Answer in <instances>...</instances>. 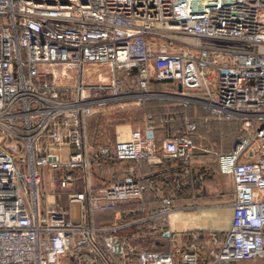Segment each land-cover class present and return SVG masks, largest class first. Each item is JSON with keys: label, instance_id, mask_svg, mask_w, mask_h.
Wrapping results in <instances>:
<instances>
[{"label": "built area", "instance_id": "1", "mask_svg": "<svg viewBox=\"0 0 264 264\" xmlns=\"http://www.w3.org/2000/svg\"><path fill=\"white\" fill-rule=\"evenodd\" d=\"M147 36L180 42L154 48ZM90 63L135 66L136 98L150 94L149 78H169L202 90L181 94L183 103L240 119L229 149H207L232 187L229 225L219 241L208 232L216 241L209 253L223 262L264 256V195L257 196L264 191V0H0V264H196L193 240L174 259L169 249L135 248L121 238L119 221H93L94 211L139 198L145 185L131 170L95 185L93 160L155 157L156 146L146 125L90 152L85 115L119 96L113 77L82 80ZM54 65L72 69L74 81H55ZM95 88L111 92L91 94ZM193 127L186 121L182 131L164 135L161 152L186 162ZM44 167L49 192L39 188ZM54 186L78 202V221L48 198ZM161 200L149 215L168 211V197Z\"/></svg>", "mask_w": 264, "mask_h": 264}, {"label": "crops", "instance_id": "2", "mask_svg": "<svg viewBox=\"0 0 264 264\" xmlns=\"http://www.w3.org/2000/svg\"><path fill=\"white\" fill-rule=\"evenodd\" d=\"M126 78L122 76L118 82L133 81L131 86L132 88L136 87L135 79L131 80L128 77L126 81ZM155 85L156 89L159 90L157 92L164 96L158 105L160 108L164 107L163 109L168 110V115L163 118L159 116H156V119L154 117L149 118L148 112L140 108L141 116L139 118L114 123L111 127L114 138L111 141L102 142L112 143L116 138H122L118 136L126 131L127 135L131 128H143L146 125H152L156 156L117 161L120 167L118 176L127 170H131L137 178L145 183L141 195L139 198L119 201L112 208L94 211L93 221L97 224L119 221L122 223L121 238L131 243L135 248L169 249L172 251L174 259L177 258L179 250L185 243L193 240L197 246L196 264H264V256L237 259L231 262L211 260L209 250L215 246V240L219 241L223 237L229 225L230 217L229 201L232 190L230 176L216 169L214 154L207 150L222 151L227 148L222 147L221 140L217 138L221 136L222 130L220 129L221 125H216L218 124L216 120L220 121L223 117H216L206 107L212 115L204 113L201 118L207 119V125L213 128L210 138L204 139V142L192 140L195 147L186 162L179 158L167 156L161 152L160 142L163 136L170 131L169 123L173 121L172 118L176 117L178 112L182 114V124L179 129L184 128L186 121L196 123V117L190 119L184 114L181 94L201 95L202 90L183 89L173 79H159ZM127 90L128 88L119 85V100L131 97L129 100L139 101L145 97L136 98V90ZM187 102L198 103L195 101ZM194 104H190V106L193 107ZM98 159L100 160V157L94 161ZM103 159L104 163H98L102 166L99 165L98 169L93 168V172L90 174V181L95 185L111 179V174H113L112 168L107 167L110 158ZM114 162L116 161L110 163L113 164ZM209 162H213L214 167L211 168L207 176V174H203L200 168L209 165ZM99 170L104 172L103 178H97L96 175ZM76 185L80 186V182ZM43 187L46 191H50L47 184ZM56 190L60 189L55 188L47 196L56 203L65 206L68 209L70 219L68 206L70 201H67L66 197ZM262 195H264V191H259L257 194V196ZM163 196L169 199L168 211L149 215L151 211L163 205L161 200ZM166 227L171 230L170 237L160 234V230ZM211 230L216 234L215 240H211L208 236V232Z\"/></svg>", "mask_w": 264, "mask_h": 264}, {"label": "rangeland", "instance_id": "3", "mask_svg": "<svg viewBox=\"0 0 264 264\" xmlns=\"http://www.w3.org/2000/svg\"><path fill=\"white\" fill-rule=\"evenodd\" d=\"M164 33V31H163ZM177 38L183 39V40H188L186 38L179 37L180 35H176ZM146 39L148 40L149 44L156 47L158 43H164L166 47L173 49L176 48L180 42V40L176 39L175 42H170V43H165L166 40L162 36H147ZM133 66V65H132ZM131 67V66H130ZM124 68V67H116L113 69H110L106 63H90L86 65V70L82 71V80L84 82H95L99 83L100 82H109L110 79L113 77V79L116 80L115 82V94H119V85L122 87L128 88L127 91H133V90H139L141 87L138 85L137 82V72H135L134 68ZM135 67V66H134ZM55 69V76L54 79L58 83H64V84H70L74 81L75 79V72L72 69L65 68L64 72L60 71V66L59 65H54ZM102 69H104V72H101ZM105 73V74H104ZM79 74V73H76ZM100 76V78L98 77ZM124 76L126 78V81L128 77L134 81L136 87L132 88L131 82H118L121 80V77ZM124 80V79H123ZM130 83V84H128ZM147 85V84H146ZM147 87V86H145ZM148 88L153 90L156 87L151 84L150 86L148 85ZM111 89V88H110ZM110 89L107 88H95L90 90L91 94L94 95H105L108 94ZM158 89L155 91H151L150 94L146 95L145 97H148V99H156L159 102H162L164 99V96L161 93H158ZM131 97H126L125 99L119 100L118 98L115 99L111 98L110 100L106 101L103 104H98L96 105L93 110H91L89 113L85 115L84 119V133H85V141L88 146V149L90 152H93L95 147L102 142H108L111 141L114 138V134L111 133V127L114 123L120 122V121H125V120H130V119H137L141 116L140 114V108H142L141 99L139 101L129 100ZM189 103V102H186ZM186 103H184L182 106L185 107ZM158 102L155 104L151 102V104H146V106H153L157 105ZM189 104H194L189 103ZM188 105V104H187ZM159 107V105H158ZM164 107H161L159 111L156 113L157 115L161 118L164 116L168 115V110L163 109ZM204 109L206 107L203 106L202 103H195L193 107L190 106V110H187L188 113H186V110L184 114L188 116L190 119H193L194 117H199L200 114H198V111H200L201 115L204 114ZM172 122L169 123V126L171 127L172 130H177L179 129V126L182 124V114L177 113L176 117L172 118ZM207 122V119H202L199 121L198 125L193 127L191 130V134H193V139L196 141H203L206 138H210L212 135V127L208 126L207 123L204 125L202 122ZM237 121V126L236 129L237 131H242L240 127V119L237 118H223L220 119V121L216 120V125H223L225 126V134H228L230 132L231 128L234 126V123ZM194 123V122H193ZM195 124V123H194ZM230 126V127H228ZM168 127V125H167ZM127 132V131H126ZM126 132L124 133L126 135ZM124 134L119 135L118 137H125ZM212 154V153H211ZM95 161L93 160L92 164L90 165V172H93V168L98 169L99 165H94ZM212 166V162H209ZM103 171H98L97 173V178H103ZM208 176V175H207ZM49 180H52L51 178V171L48 170L46 167L41 170V179L39 182V188H42L46 184L50 187ZM55 188V186H54ZM69 206V212H70V219L73 222L78 221L79 219V205L78 202L75 200H72L68 204Z\"/></svg>", "mask_w": 264, "mask_h": 264}, {"label": "trees", "instance_id": "4", "mask_svg": "<svg viewBox=\"0 0 264 264\" xmlns=\"http://www.w3.org/2000/svg\"><path fill=\"white\" fill-rule=\"evenodd\" d=\"M130 68H134V70H135V72H137L136 71V67H134V66H131ZM161 79H169V78H161ZM159 79H155V78H149V80H148V82H147V87H145L146 88V90L147 91H155L156 90V81H158ZM136 84H137V82H136ZM151 84H153L156 88L155 89H153V90H151V89H149L148 88V85L150 86ZM136 91H138V90H136ZM151 102L152 103H156V102H158L159 103V101H157L156 99H148V97H143V98H141V104H142V109L143 110H145L146 112H148V116H149V118H153L154 117V119H156V113L159 111V109H160V107H158V104L157 105H153V106H146V104H151ZM188 104V105H187ZM186 105H185V107H183L184 108V111L186 110V113H188L187 112V110H190V104L189 103H187ZM204 113H208L209 115L211 114L207 109H204ZM198 114H200V116L199 117H196L195 119H196V123H195V127L198 125V123H199V121L201 120V116L203 115H201V113H200V111H198ZM212 115V114H211ZM202 122V121H201ZM204 125H206V122L204 123V122H202ZM148 126H150L151 128H152V130H153V127H152V125H148ZM235 126H237V121L234 123V126L233 127H230V126H228V127H230L231 128V130H230V132H228L227 131V133L228 134H225V126H223V125H221L220 126V129L222 130V134H221V136H219V137H217L218 139H220L221 140V145H222V147H227V148H225V149H229L232 145H233V143H234V141L236 140V138L238 137V135L241 133V131H237V129H236V127ZM180 131H182V129H177V130H172V129H170V131H168V133L167 134H169V133H173V132H180ZM191 136H192V134H191ZM192 140H195V139H193L192 138ZM102 159V160H101ZM123 159H127V158H110V160H109V163L107 164V167L109 166V168L111 167L112 168V171H113V174H111V179H108L106 182H108V181H110V180H114V179H118L120 176H118L119 175V170H120V167L118 166L119 164H118V160L120 161V160H123ZM104 161V159L103 158H101L100 157V160L98 159V160H95V162L94 163H101V162H103ZM111 161H116V162H114L113 164L112 163H110ZM214 161H215V166H216V169H217V165H216V158H215V156H214ZM104 163V162H103ZM98 165H101V164H98ZM214 164H213V162H212V166L211 165H206V166H202L201 168H200V170H202L203 171V174L205 173V174H207L208 175V173H209V171H211V168L212 167H214L213 166ZM102 166V165H101ZM104 167V166H103ZM110 168V169H111ZM218 170V169H217ZM116 171V172H115ZM112 173V172H111ZM117 174V175H115V174Z\"/></svg>", "mask_w": 264, "mask_h": 264}, {"label": "bare ground", "instance_id": "5", "mask_svg": "<svg viewBox=\"0 0 264 264\" xmlns=\"http://www.w3.org/2000/svg\"><path fill=\"white\" fill-rule=\"evenodd\" d=\"M179 35L182 36V37H184V38H186V39H190L189 36H184V35H181V34H179Z\"/></svg>", "mask_w": 264, "mask_h": 264}]
</instances>
